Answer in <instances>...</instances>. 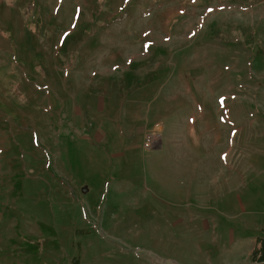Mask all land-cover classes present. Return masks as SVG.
Returning <instances> with one entry per match:
<instances>
[{
	"label": "rangeland",
	"instance_id": "374dc122",
	"mask_svg": "<svg viewBox=\"0 0 264 264\" xmlns=\"http://www.w3.org/2000/svg\"><path fill=\"white\" fill-rule=\"evenodd\" d=\"M264 0H0V264H253Z\"/></svg>",
	"mask_w": 264,
	"mask_h": 264
},
{
	"label": "trees",
	"instance_id": "16d2710c",
	"mask_svg": "<svg viewBox=\"0 0 264 264\" xmlns=\"http://www.w3.org/2000/svg\"><path fill=\"white\" fill-rule=\"evenodd\" d=\"M258 245L253 254V264H264V238L259 239Z\"/></svg>",
	"mask_w": 264,
	"mask_h": 264
}]
</instances>
